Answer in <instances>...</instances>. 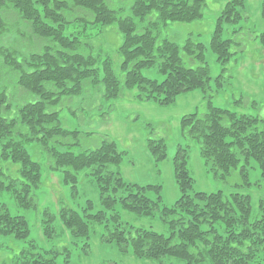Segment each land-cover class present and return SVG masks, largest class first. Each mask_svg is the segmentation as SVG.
I'll return each instance as SVG.
<instances>
[{
	"label": "trees",
	"instance_id": "obj_1",
	"mask_svg": "<svg viewBox=\"0 0 264 264\" xmlns=\"http://www.w3.org/2000/svg\"><path fill=\"white\" fill-rule=\"evenodd\" d=\"M205 1L132 0L128 14L120 16L124 10L110 8V0H0V34L7 25L3 11L13 10L27 23L31 34L46 40L37 52L20 59L14 51L2 56L1 64L14 74L16 85L40 99L23 104L13 118H7L4 114L10 110L8 97L0 91V161L19 165L18 178H10L0 169V195L9 193L15 204L24 209L35 206L31 192L40 184V165L30 158L24 142L36 141L45 152L50 169L61 170L65 184L75 188L77 173L88 168L98 186L103 210L92 213L90 201L81 212L71 208L60 210L58 219L71 238L88 239L90 224L98 223L103 224V242L114 244L120 252L138 260L170 257L184 264H200L206 259L211 264H251L260 245V253L264 255V201L260 202V213L252 219L247 195L237 192L225 195L221 191L190 195L193 179L186 168V149L179 148L173 159L180 196L171 207H165L161 205L159 185L125 182L118 171L107 169L119 166L122 161V152L114 142L105 140L94 150L76 154L59 151L53 145L57 137L75 136L78 132L63 129L57 113L48 108L56 106L62 98L79 95L86 82L91 86L101 84L105 99L119 97L122 90H135V100L159 105H169L190 91L206 93L211 77L204 59L205 46L190 38L186 40L182 49L199 64L191 68L184 65L177 44L159 38L160 30L169 23L201 19ZM244 7V0H229L210 38L209 48L222 66V73L215 79L218 88L233 55L232 39H222V25L236 24ZM78 13L81 17H76ZM77 22L101 28L116 26L122 36L116 50L121 58L120 75L108 55L94 52L89 38L64 33L66 26ZM259 40L264 47V33ZM153 67L164 76L162 81L143 76L142 70ZM209 99L204 113L181 118L184 137L198 143L199 155L215 177L225 180L237 171L243 183L248 184L247 164L253 160L264 180V120L215 107ZM20 129L25 133H20ZM147 148L156 162L166 158L162 139H148ZM151 193L155 198L150 197ZM116 206L140 217H152L158 212L169 234L126 226ZM105 211L111 213L109 218ZM45 216L43 235L52 239L56 235L52 223L55 215L46 212ZM29 232L25 218L12 215L0 202V237L26 240ZM29 243V248L16 255L13 264H56L54 257L36 252L33 243Z\"/></svg>",
	"mask_w": 264,
	"mask_h": 264
},
{
	"label": "rangeland",
	"instance_id": "obj_2",
	"mask_svg": "<svg viewBox=\"0 0 264 264\" xmlns=\"http://www.w3.org/2000/svg\"><path fill=\"white\" fill-rule=\"evenodd\" d=\"M228 1L206 0L201 19L189 23H169L159 32V38L167 39L181 48L180 56L186 67L195 68L199 65L182 49L186 40L190 38L194 43L205 46L204 59L211 77L206 93L190 91L179 95L169 105H159L135 100V90H122L119 97L105 99L101 84L91 86L86 82L79 95L62 98L56 106L48 108V111L57 113L63 129L78 132L75 136L57 137L53 145L59 151L76 154L94 150L105 140L114 142L117 150L122 152V161L119 166H109L107 169L118 171L125 182L144 186L159 185L161 205L165 207H171L180 196L174 180L173 159L177 150L184 148L187 151L186 168L193 179L188 193L193 195L196 192L221 191L225 195L234 192L247 195L254 219L260 213V202L264 201V180L257 164L253 160L247 164L248 184L243 183L237 171H233L225 180L219 179L200 157L198 143L184 137L180 127L183 116L206 111L208 97L215 107L264 120V47L259 42V35L264 33V0H244L242 18L236 24L222 25V39H232L230 52L233 55L225 66L221 88L216 86L215 79L222 73V66L210 50L209 42L217 19ZM110 2V8L123 9L120 16H126L132 0ZM81 15L78 13L76 17ZM2 16L7 25L6 30L0 34V91L7 95L10 105V110L4 116L13 118L18 107L40 98L16 85L14 74L1 64L2 56L7 51H14L20 59L21 56L37 52L46 40L31 34L27 23L13 10H4ZM234 31L239 33L235 35ZM64 33L89 38L94 52L108 55L114 70L120 75L118 65L121 58L116 50L122 43V36L115 25L101 28L77 22L66 26ZM142 74L158 82L164 78L155 67L142 70ZM119 78L123 79L122 76ZM19 132L25 133L24 129ZM148 139L164 141L166 158L163 161L154 160L147 148ZM24 147L30 158L40 165L41 181L38 188L31 192L35 203L33 208L18 207L9 193L3 192L0 195V202L6 205L12 215L25 218L30 231L26 240L0 237V264H13L16 255L29 248V242L33 243L36 252L54 257L56 264H184L170 257L138 260L129 253L120 252L114 244L102 241L103 224L91 223L88 239L71 238L58 219L62 208L81 212L86 202L90 201L92 213L103 210L98 186L89 175L90 169L85 168L77 173V182L75 188H72V184L63 182L61 170L50 169L47 156L36 141H25ZM0 169L10 178H18L19 165L0 161ZM153 194L150 197L155 198ZM115 210L126 226L151 229L165 236L169 234L158 212L152 217H140L122 210L120 206H116ZM46 212L55 215L52 223L56 235L52 239L45 238L42 231ZM105 213L109 218L111 213ZM87 244L88 247H85ZM260 247L251 264H264ZM200 264L211 263L206 259Z\"/></svg>",
	"mask_w": 264,
	"mask_h": 264
}]
</instances>
